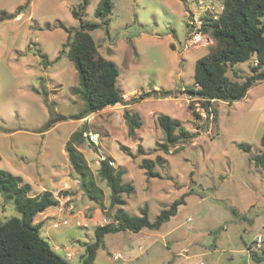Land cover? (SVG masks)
<instances>
[{
	"label": "rangeland",
	"instance_id": "rangeland-1",
	"mask_svg": "<svg viewBox=\"0 0 264 264\" xmlns=\"http://www.w3.org/2000/svg\"><path fill=\"white\" fill-rule=\"evenodd\" d=\"M110 1L107 28L101 26L90 36L98 54L117 66L125 104L84 121L72 119L83 105L76 94V70L62 47L66 30L73 32L79 24L71 12L84 0H0V171L22 177L32 186V196L56 189L73 202L71 224L53 228L58 218L43 219L39 214L34 224H41L40 237L57 255L79 264L83 244L93 242L94 229L118 208L110 206V191L98 177L94 150L85 141L78 150L103 191L101 207L83 195L68 162L65 143L74 132L89 128L99 135L100 150L114 162L113 168L123 170L122 182L133 186L130 195H123L125 212L139 216L145 206L152 222L183 198L176 215L158 231L106 235L93 264H264V172L251 160L261 151L264 82L239 102H212L217 119L206 118L201 103L184 90L193 86L196 60L208 52L202 47L181 52L187 32L185 4ZM99 2L88 0L80 13L83 21L100 23L94 16ZM261 22L264 25V16ZM251 64L229 68L227 76L241 81L250 75ZM152 90L174 95L141 100ZM124 112L141 118L133 137ZM161 113L199 136L163 153L156 146L162 141L156 126ZM156 156L164 160L163 167L154 169L160 178H147L139 164ZM11 205L0 195L2 220L20 217ZM55 213L51 207L45 214ZM76 221L86 227L76 226ZM258 237L261 249L253 251ZM114 254L120 258L114 260Z\"/></svg>",
	"mask_w": 264,
	"mask_h": 264
},
{
	"label": "trees",
	"instance_id": "trees-1",
	"mask_svg": "<svg viewBox=\"0 0 264 264\" xmlns=\"http://www.w3.org/2000/svg\"><path fill=\"white\" fill-rule=\"evenodd\" d=\"M87 4L88 0H84L77 11L72 10V17L79 24L73 32L64 28L68 35L62 45L67 48V58L76 70V94L83 105L72 117L74 120H82L106 108L125 104L117 85V66L98 54L96 43L90 36V32L101 26L107 28L112 3L110 0H100L94 12L100 23L83 21L80 13ZM263 16L264 0H225L224 10L219 18L205 24L204 32L208 33L213 44L206 48L208 52L203 57L196 60L193 86L184 90L201 103L206 115L212 102H239L252 87L264 82V25L261 22ZM40 58L41 63L46 66L45 57L40 55ZM58 60L59 56L54 62ZM248 61L252 62L250 75L241 81L231 80L227 76L229 68ZM157 95H160L159 98H167L174 94L168 90H152L144 94L141 100L151 96L156 98ZM123 118L128 135L133 137L142 126L139 114L124 112ZM212 119H217L216 112H213ZM156 126L162 135V141L157 142L156 146L163 153L176 151L180 145L187 144L199 136L198 131L191 133L182 127L179 120L162 113L156 116ZM82 132L71 134L64 149L83 195L101 207L103 191L96 184L85 158L78 150L84 141ZM259 143L261 151L251 160L255 167L264 172V129ZM240 147L249 149V146ZM137 150L144 154L141 147ZM163 164V158L156 156L154 160L143 159L139 169L144 171L147 178H160L154 169L156 166L163 167ZM97 175L110 191V206L118 208L108 216L109 223L94 229L93 242L83 244L79 264L94 263L97 251L103 248L106 235L125 231L137 234L144 229L158 231L176 215L178 206L183 204V198L172 202L169 207L161 210L152 222L148 219L145 206L139 216L130 215L122 208L125 206L123 195H130L133 186L122 182L123 170L102 162L97 169ZM31 191L32 186L21 177L0 171V195L6 202H10L20 215L3 220L0 218V264H70L40 237L41 224H34V218L38 214L57 206L58 201L51 191H44L37 196H32Z\"/></svg>",
	"mask_w": 264,
	"mask_h": 264
},
{
	"label": "built area",
	"instance_id": "built-area-1",
	"mask_svg": "<svg viewBox=\"0 0 264 264\" xmlns=\"http://www.w3.org/2000/svg\"><path fill=\"white\" fill-rule=\"evenodd\" d=\"M186 6V37L185 42L182 47V51H187L190 48H207L212 45V40L209 37L208 33L204 32L205 24H207L210 20H217L219 16L223 13L225 0H180ZM205 114V117L208 119L213 118V112L211 110V106L208 107L206 112L201 109ZM84 121H88V118H85ZM82 138L86 142V144L94 150V154L96 157V164L99 166L102 162H107L111 167H114V162L108 160L100 150V137L97 133L93 132L89 128H86L82 132ZM67 189V188H66ZM60 190H52L51 193L53 197L58 201V205L55 206L58 218L56 222L53 223V228H59L60 226H67L71 224V219L75 217L74 214V204L69 200L68 197L64 198L59 195ZM43 213V212H42ZM43 219L48 218L44 213ZM55 213V214H56ZM103 225L109 223V219L102 220ZM78 227H86L85 224H81L79 221L75 222ZM102 224L100 226H103ZM261 238H256L254 241L253 251H257L261 249ZM251 248H248V253ZM69 252L65 249V256L68 257ZM120 258L119 254H114L113 259L118 260ZM203 264V263H200Z\"/></svg>",
	"mask_w": 264,
	"mask_h": 264
},
{
	"label": "crops",
	"instance_id": "crops-1",
	"mask_svg": "<svg viewBox=\"0 0 264 264\" xmlns=\"http://www.w3.org/2000/svg\"><path fill=\"white\" fill-rule=\"evenodd\" d=\"M103 58H104V57H103ZM133 92H135V91H133ZM133 92H132V93H133ZM122 94H126V93H122ZM247 94H248V92H247ZM247 94H246V96H247ZM246 96H245V97H246ZM245 97H244V98H245ZM219 103L227 104V103H225V102H219ZM89 116H92V115H89ZM87 118H88V117H87ZM19 177H20V176H19ZM21 178H22V177H21ZM22 179H23V178H22ZM63 181H64V180L62 179V181H60V182L62 183ZM63 185H64L65 187H67V184L64 183ZM65 189H66V188H65ZM42 190H44V189H42ZM53 190H56V189H53ZM49 191H50V190H49ZM48 210H49V209L45 210L43 213H44V214L47 213ZM43 213H42V214H43ZM39 215H41V213H40ZM45 215H47L48 218H49V217H53V216L56 217V216H57V213H56V214H53V215H48V214H45ZM144 230H145V229H144ZM144 230L140 231V232L137 233V234L143 233ZM187 259H188V258L185 257V261H186ZM200 263H202V262H200ZM200 263H199V264H200Z\"/></svg>",
	"mask_w": 264,
	"mask_h": 264
},
{
	"label": "water",
	"instance_id": "water-1",
	"mask_svg": "<svg viewBox=\"0 0 264 264\" xmlns=\"http://www.w3.org/2000/svg\"><path fill=\"white\" fill-rule=\"evenodd\" d=\"M11 207H12V208H14V206H13V205H11Z\"/></svg>",
	"mask_w": 264,
	"mask_h": 264
}]
</instances>
